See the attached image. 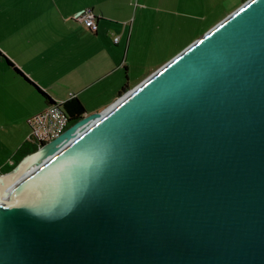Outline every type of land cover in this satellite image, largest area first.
Listing matches in <instances>:
<instances>
[{"label": "water", "instance_id": "water-1", "mask_svg": "<svg viewBox=\"0 0 264 264\" xmlns=\"http://www.w3.org/2000/svg\"><path fill=\"white\" fill-rule=\"evenodd\" d=\"M0 264H264V0L0 174Z\"/></svg>", "mask_w": 264, "mask_h": 264}, {"label": "crops", "instance_id": "crops-1", "mask_svg": "<svg viewBox=\"0 0 264 264\" xmlns=\"http://www.w3.org/2000/svg\"><path fill=\"white\" fill-rule=\"evenodd\" d=\"M246 1L0 0V105L18 139L0 174L37 145L30 121L51 104L36 88L102 112ZM88 8L100 16L96 32L72 18Z\"/></svg>", "mask_w": 264, "mask_h": 264}, {"label": "built area", "instance_id": "built-area-1", "mask_svg": "<svg viewBox=\"0 0 264 264\" xmlns=\"http://www.w3.org/2000/svg\"><path fill=\"white\" fill-rule=\"evenodd\" d=\"M72 18L86 25L92 32L97 31L100 16L94 13L92 9L88 8L79 11ZM119 40V36L114 37V43H118ZM69 125L70 117L64 111L61 104L50 105L48 109L30 121L31 136L37 144L46 143L63 133Z\"/></svg>", "mask_w": 264, "mask_h": 264}, {"label": "trees", "instance_id": "trees-1", "mask_svg": "<svg viewBox=\"0 0 264 264\" xmlns=\"http://www.w3.org/2000/svg\"><path fill=\"white\" fill-rule=\"evenodd\" d=\"M15 71H16L17 74H19L21 76L23 75L22 72L20 70H18L17 68H15ZM26 80L28 82H30L28 79H26ZM36 89L38 90V92L44 98H46L49 101V103L51 105H55L56 104L49 97L48 94L42 92L39 88H36ZM128 90H129L128 87H126L124 89V91L121 93V96L123 94H125ZM61 106L64 109V111L67 113V115L70 117V122H74V121H77V120L81 119L84 116V114L86 113V110H85L84 106L82 105V103L80 102V100L78 98H76V97H73V98L69 99L65 103L61 104ZM38 147H39V144L33 145L31 147L30 151L28 153H26V155L29 154V153H31V152H33V151H35ZM26 155H23V156H26ZM23 156L20 157V158H18V159H16L14 161V164L11 167H9L7 170H5L3 173H6V172L12 170L20 162V160L23 158ZM3 173H1V174H3Z\"/></svg>", "mask_w": 264, "mask_h": 264}, {"label": "rangeland", "instance_id": "rangeland-1", "mask_svg": "<svg viewBox=\"0 0 264 264\" xmlns=\"http://www.w3.org/2000/svg\"><path fill=\"white\" fill-rule=\"evenodd\" d=\"M1 76L2 75L0 74V82L2 81ZM11 91L14 92L13 87H11ZM4 117L5 113L0 105V164H3L5 161L8 162L10 160V158L13 156L12 151L16 150L17 147V144H15L14 142L18 141V139L13 136V130L7 127V124L3 121ZM5 132H7V138L4 137Z\"/></svg>", "mask_w": 264, "mask_h": 264}]
</instances>
